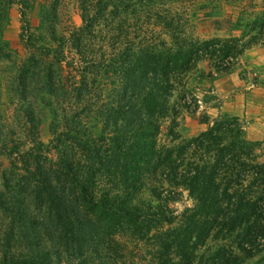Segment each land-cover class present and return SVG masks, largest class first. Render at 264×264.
I'll return each instance as SVG.
<instances>
[{
	"label": "trees",
	"instance_id": "trees-1",
	"mask_svg": "<svg viewBox=\"0 0 264 264\" xmlns=\"http://www.w3.org/2000/svg\"><path fill=\"white\" fill-rule=\"evenodd\" d=\"M15 2L0 0V29ZM239 2L261 9L241 19V38H188L193 12ZM79 3L83 24L68 38L76 57L66 61L65 38L45 49L51 140H41L31 110L28 142L0 136L9 161L0 168V264H245L262 253L264 161L240 119L186 140L174 125L178 145L160 135L177 119L176 87L200 62L231 73L264 46V0ZM184 192L193 206L179 212L171 203Z\"/></svg>",
	"mask_w": 264,
	"mask_h": 264
},
{
	"label": "rangeland",
	"instance_id": "rangeland-1",
	"mask_svg": "<svg viewBox=\"0 0 264 264\" xmlns=\"http://www.w3.org/2000/svg\"><path fill=\"white\" fill-rule=\"evenodd\" d=\"M17 1L9 8L8 19L0 29V136L11 134L28 142L31 135L24 125L27 111L31 110L33 117L40 121L41 140L49 143L54 100L47 79L52 61L51 56H46L45 49H58L59 42L65 38L66 61L76 57L68 38L83 24L80 3L79 0ZM247 4H223L215 11L193 12L195 16L187 27L188 38L200 41L241 38L244 31L241 19L244 22L253 20L261 10ZM263 59L264 47H253L238 59L231 73H217L214 61L200 62L197 69L184 77L171 97L177 119L170 115L163 121L161 144L180 143V140L173 142L169 135L174 125L181 139L186 140L198 136L218 120L238 117L245 127L246 138L258 145L264 161V109L258 105L264 101V72L255 67ZM236 96L240 99L238 102ZM248 96L253 108L249 109V114L235 116L240 112L236 105ZM192 97L197 102L196 110L195 105L188 102ZM183 101L187 102L186 106ZM90 121L92 132L99 136L102 124L96 117ZM8 164L6 158L0 157V168ZM181 194L177 202L171 203V208L179 212L193 206L188 193ZM145 198L151 199L147 194ZM245 264H264V251Z\"/></svg>",
	"mask_w": 264,
	"mask_h": 264
},
{
	"label": "crops",
	"instance_id": "crops-1",
	"mask_svg": "<svg viewBox=\"0 0 264 264\" xmlns=\"http://www.w3.org/2000/svg\"><path fill=\"white\" fill-rule=\"evenodd\" d=\"M259 47H264V46H259ZM247 51H249V50H247ZM247 51H246V52H247ZM255 67H258L260 70H262V71L264 72V59L261 60V61L258 63V66L255 65ZM229 76H231V75H229ZM263 82H264V79H263ZM235 86H238V83H236ZM262 89H264V88H262ZM219 92H220V91H219ZM221 92H222V91H221ZM259 92H260V91H259ZM263 92H264V90H263ZM258 94H260V93H258ZM238 96H239V95H238ZM238 96H236V98H237V102L240 100ZM261 96H262V94H261ZM263 96H264V95H263ZM249 100H250V99H249V96H248L247 99L243 98V102H241V103H239V104L236 105L237 108L239 107L240 112H236V113H235V116H240V115L247 114V113L249 114V109H250L251 107L253 108V103L251 102V100H250V101H249ZM258 105H259L261 108L264 109V101H263V102H260ZM258 120H260V119L258 118Z\"/></svg>",
	"mask_w": 264,
	"mask_h": 264
}]
</instances>
